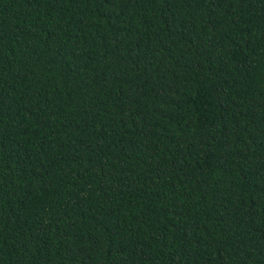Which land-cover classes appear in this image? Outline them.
<instances>
[{
  "label": "trees",
  "instance_id": "1",
  "mask_svg": "<svg viewBox=\"0 0 264 264\" xmlns=\"http://www.w3.org/2000/svg\"><path fill=\"white\" fill-rule=\"evenodd\" d=\"M0 264H264V0H0Z\"/></svg>",
  "mask_w": 264,
  "mask_h": 264
}]
</instances>
